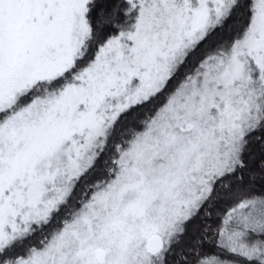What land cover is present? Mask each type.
<instances>
[{
    "label": "snow or ice",
    "instance_id": "6c2138e0",
    "mask_svg": "<svg viewBox=\"0 0 264 264\" xmlns=\"http://www.w3.org/2000/svg\"><path fill=\"white\" fill-rule=\"evenodd\" d=\"M0 264H264V0H0Z\"/></svg>",
    "mask_w": 264,
    "mask_h": 264
}]
</instances>
